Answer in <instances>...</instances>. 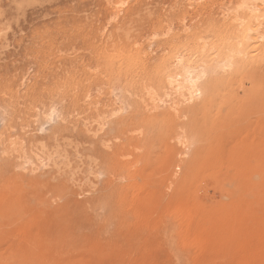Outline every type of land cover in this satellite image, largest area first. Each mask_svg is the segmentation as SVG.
Masks as SVG:
<instances>
[{
	"label": "rangeland",
	"instance_id": "obj_1",
	"mask_svg": "<svg viewBox=\"0 0 264 264\" xmlns=\"http://www.w3.org/2000/svg\"><path fill=\"white\" fill-rule=\"evenodd\" d=\"M231 1L0 0V264H264V0Z\"/></svg>",
	"mask_w": 264,
	"mask_h": 264
},
{
	"label": "bare ground",
	"instance_id": "obj_2",
	"mask_svg": "<svg viewBox=\"0 0 264 264\" xmlns=\"http://www.w3.org/2000/svg\"><path fill=\"white\" fill-rule=\"evenodd\" d=\"M237 1V0H236ZM254 2L256 0H253ZM252 0H238L237 1V5L235 6L234 9H230L231 12H233L234 10V13L236 15V18H232L234 19L232 22L235 21V26H236V22L238 25H241L243 22L242 21H245L244 19H242L243 16H241V13L244 14L245 12H249L250 11V5L252 4L253 2ZM253 2V3H254ZM259 2V0H258ZM251 3V4H250ZM255 5V4H254ZM254 5H252L253 7V10H256V8L254 9ZM227 8V7H226ZM262 9V8H261ZM223 11V10H222ZM230 12V14H231ZM251 12V11H250ZM254 11H252L253 13ZM257 13V12H256ZM259 14V13H258ZM251 15V14H250ZM257 15V14H256ZM233 17H235L233 15ZM248 17V15H247ZM230 18V17H229ZM231 19V20H232ZM251 21V20H250ZM237 25V26H238ZM247 26V25H246ZM228 52V51H227ZM228 53H226L227 55ZM227 57L229 58L230 56L227 55ZM225 57L226 59H224V61L222 62V66H221V69L223 71H226L227 69H229L231 66V58H227ZM178 61V60H177ZM182 60H179V62H177L178 64V68H182ZM184 68V67H183ZM220 69V70H221ZM172 72V73H171ZM169 74V76H167V82H168V86L170 88V91L171 93L173 92L174 95L177 94L178 96H185L187 95L188 99L192 100V99H195L196 97H198L199 93H200V90H199V84H200V81L201 79L203 78V74H201V76H198V75H195L194 71L193 70H190L189 68L187 69H183V70H180V71H171ZM176 95V96H177ZM186 97V96H185ZM51 114V113H50ZM53 114V113H52ZM51 114V115H52ZM52 117V116H50ZM164 148V147H163ZM160 162V161H159ZM221 164V163H220ZM187 170V169H186ZM189 171V170H188ZM230 171V170H229ZM242 172V171H241ZM240 172V173H241ZM257 174V173H256ZM167 182V181H166ZM149 196V195H148ZM104 198V197H103ZM148 199V198H147ZM168 200V199H167ZM233 204V203H232ZM97 208V207H96ZM109 218V217H108ZM111 218V217H110ZM235 221V220H234ZM227 223V222H226ZM224 224V223H223ZM229 224V223H227ZM234 224V223H233ZM238 224V223H237ZM230 225H232V222H230ZM236 226V225H235ZM238 231V230H237ZM216 233V232H215ZM213 234V232L211 233ZM222 234V233H221ZM224 234V233H223ZM242 235V234H241ZM216 236V235H214ZM227 236V235H226ZM228 237V236H227ZM211 238H213L211 236ZM223 238V237H222ZM229 239V238H228ZM216 240V239H215ZM206 241V240H205ZM213 241V240H212ZM218 242V241H217ZM221 242V241H220ZM227 242V240H226ZM209 243V242H208ZM223 243V241H222ZM221 244V243H219ZM224 244V243H223ZM227 244V243H226ZM235 248V247H234ZM245 248V247H244Z\"/></svg>",
	"mask_w": 264,
	"mask_h": 264
},
{
	"label": "crops",
	"instance_id": "obj_3",
	"mask_svg": "<svg viewBox=\"0 0 264 264\" xmlns=\"http://www.w3.org/2000/svg\"><path fill=\"white\" fill-rule=\"evenodd\" d=\"M251 4V3H250ZM255 4V5H254ZM237 5V2H236V0H232L230 3L229 2H224V4H222V7L221 8H223L224 10H223V12H225V14L228 16V18L231 20L232 18H236V15L235 14H233L234 13V10H233V12H231L230 11V9H234L235 8V6ZM252 5H254V9L256 8V10H253V7H252ZM251 7H250V11L249 12H245L244 14H242L241 13V16H244V15H250V14H255V12H257L258 11V9H257V7H258V2H255V3H253L252 2V4L250 5ZM227 7V8H226ZM252 11H254L253 13H252ZM230 12H231V14H230ZM224 14V15H225ZM233 15L235 16V17H233ZM234 19H232V21L234 20ZM219 21H223V20H221V18L219 19L218 18V22ZM235 22V21H234ZM236 24H237V22H236ZM238 25V24H237ZM239 26H243V23L241 24V25H239ZM238 26V27H239ZM206 52V51H205ZM207 52H209V51H207ZM206 52V53H207ZM212 52V51H211ZM234 52V51H233ZM171 92V91H170ZM171 94H173V92L171 93ZM187 97V96H186Z\"/></svg>",
	"mask_w": 264,
	"mask_h": 264
}]
</instances>
